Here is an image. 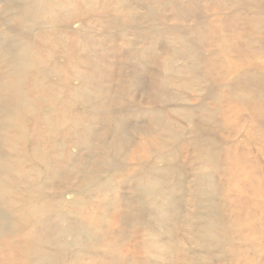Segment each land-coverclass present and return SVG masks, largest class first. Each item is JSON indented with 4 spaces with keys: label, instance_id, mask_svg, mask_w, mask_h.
<instances>
[{
    "label": "bare ground",
    "instance_id": "6f19581e",
    "mask_svg": "<svg viewBox=\"0 0 264 264\" xmlns=\"http://www.w3.org/2000/svg\"><path fill=\"white\" fill-rule=\"evenodd\" d=\"M14 1L12 0L11 2L10 0H6V2H4L5 6H14L15 4H17V7H13L11 10H5L4 15L5 17L8 16L10 20H6L7 22L3 25V27L7 26L8 29L6 28L7 30L0 35V64L1 66L4 65V69L2 71L0 70V264H68L67 259H69L70 257H73V262L78 260L84 261L88 259L94 260V258H100L103 264H128V260L126 259L128 256L126 257L125 253L120 250L119 243L117 242V238L123 236L122 228L124 226H128V221L131 222V224L134 223L136 226L142 228L144 232V234L142 235L143 244L146 249V254L144 257V259L146 260L144 264H172V261H174V257H176V254H180V258L184 260V264H264V61H262L257 68L242 71L241 69H235L233 67L231 59L229 57L220 58L221 54L220 57L216 54L217 57H219V59L222 61L221 65H223L226 70L228 69L227 74L229 75V78L225 82H223L224 85L221 87L220 94L218 95L216 92L217 95H215L213 88L204 86L205 84H202L201 78L203 76L198 77L197 75L198 70H201L204 65L202 66L199 61L200 55H197L199 52L197 50L198 47H196L198 45L196 41H190L188 39L186 40L184 39V36H182L183 38L180 37L176 40V42H174L175 53H173L174 55H172V58L163 54L165 57H169L172 59V63H169L170 66H166V74L164 75L163 73H161L162 76H165L163 77L164 81L163 83H161V85L166 87V89H169V87H176L177 89L179 88L180 90L182 89L186 92H192L193 94L197 95L198 100L203 99L204 101V98L206 96L214 99L215 101H213L216 103L220 101L222 102L223 100H227V102L232 100L233 102H238L241 105L245 104V106H247L245 110L246 113L251 117L252 122L250 123L246 135H243L245 137V141H242L244 147L240 149L241 151L239 156L237 155L238 157L234 156L231 153L233 155V158L231 159L232 161L230 162L231 164L227 162L230 165H235L234 169L228 171L231 172L230 174H232L234 177V179L232 180H235V186L234 182H232L230 185H227L226 188V185L221 186V184H219L213 178L212 174L217 172H215V169L219 166V164H221V162L223 163L225 159L223 158L224 155L216 153L219 151V149H217L218 151L212 150L214 147H216V144H218L217 140H214L212 137V139L210 138V140L207 139L208 141H205V146L199 145L195 149V157L194 155L193 157L196 159L197 166L199 165V168L193 169V180H191L190 182V188L188 187L189 182L186 185L184 183L185 179L183 180L182 178V174L187 173V171L184 172L185 169L182 170L183 173H179L180 175L178 177L180 179L178 178L179 180L176 183H173L172 181L173 175L181 171V167H183H179V160H168L170 156L168 158H164L165 156H160V154H162L161 152L158 154V157L157 155L155 157L158 158V162L161 161L160 163L163 166H153L151 162L152 160L150 158L149 159L151 161L147 160V155L151 152V149L148 146L143 147L144 149L142 148L143 150L137 154V172H133L132 178H129L131 176L124 174L123 171H120L118 169L119 167H117L116 165L118 162L116 163V160H113V158L108 160V163L106 164L108 167L107 169L99 166L91 168V163H87V161H76V158L80 156L79 154L82 151L92 150V139L94 137H97L94 134L97 133L95 132V125L92 123H86L85 121L83 122L82 120L84 119L80 118L81 112L79 109H82L83 114L88 111V107H92L94 110H96L95 107L98 108V106L109 108L112 104V101H115V99H113V96L111 97L109 93H104V91H102L99 87L97 78L99 80L98 73L101 74V72L99 70L92 72L90 70V66H88L87 64V61H91L88 56H90L93 51H91L90 48V39L86 36H83V31L86 29L84 25L85 22L80 23V27L78 26L79 29L76 30L77 38L75 39L77 51L75 52L77 53L72 54L71 52L74 51H69V36H66L65 34L70 32V26L73 23H77L76 19L79 16L80 6L85 8L88 16L93 15V13L98 9L97 6L101 2V0ZM128 1L109 0L110 3L106 9L107 11H114L117 13H124V10H127V16L130 19H134V17H136V13L134 8L131 7L133 4L129 5L130 3H128ZM253 1L260 8H264V0ZM165 4L162 3V8H164L163 6ZM0 6H2L1 3ZM192 6L193 4L190 5V7ZM98 7H100V5ZM152 7H154V5ZM198 7L199 4L197 6V9ZM178 8L177 10H179ZM164 11L166 13V10ZM182 11L184 12V8ZM223 11H221V13ZM146 12L152 16L150 10ZM194 12L193 14L196 13ZM140 13L142 14V12ZM180 13L179 15H181ZM181 16L183 17V15ZM181 16H179V18H181ZM90 19L91 18H89V20ZM193 19L195 20L196 18ZM152 21H154V19ZM216 22L217 21H215V23ZM226 22L227 21H225V23ZM105 24H107V22ZM223 27L225 28V26ZM213 28L215 29L216 26H214ZM251 28H253V34H255L256 39L264 45V15H258L254 17V19L252 20ZM197 30L195 31V33L197 32ZM103 31L105 32V30ZM181 34L182 32L180 33V35ZM63 35H65V38L63 37ZM160 35H162V33ZM214 39L216 40V38ZM201 40L203 41V38H201ZM215 40H213V43ZM217 41L215 43H217ZM229 42L231 41L229 40ZM218 44L225 48V46H228L229 43H227L223 39L220 40ZM101 45L98 46L100 47ZM202 45V47H204V43ZM226 49L227 48H225V51ZM156 56L159 57L160 54L157 53V55L155 54V58ZM148 57L150 58V55ZM86 58L89 60H86ZM169 58L167 62H169ZM238 58L239 57H237V59ZM155 61H158V59ZM160 61L161 60H159V62ZM179 61H182L183 64L180 65L178 63ZM211 61L212 59L210 60V62ZM212 63L216 65L214 62ZM213 64L212 67H214ZM107 67L110 66L107 65ZM209 67L207 66V68ZM0 69L2 68L0 67ZM208 71L209 70H207V72ZM106 75L105 77H107L109 74L107 76ZM123 76L124 75L122 74V78ZM222 77L223 76H221V78ZM52 80L53 83L55 82V84L51 83ZM161 80L162 79H160V82H162ZM132 83L134 84L136 82L134 81ZM164 87L162 90L160 89L163 92L166 90H164ZM129 91L130 89L128 90V92ZM142 95H144V93ZM182 98L183 96L181 97V99ZM152 99L154 100V98ZM166 99L164 98V100ZM172 100L174 101L175 99ZM162 101L163 99L161 100V102ZM173 101H171V103ZM166 102L167 101L163 102V104L165 103L166 105L168 103ZM177 102L178 101H176L175 103ZM185 103L186 102H184V104ZM173 106H175V104ZM187 106L188 105H186V107ZM186 107H184L183 109H185ZM239 107L237 109H239ZM210 108L207 109L203 104L199 105V107L197 108L198 112H200L199 114L201 115L200 118H198L200 120L197 121L199 125L192 126V133H194L196 137L194 139L192 137L191 138L192 140L197 141L198 144L200 142V139L204 135V130L207 129V127H214V110L211 111ZM160 109L162 110V108ZM106 112H108L109 114L111 113L107 109ZM168 112L166 111V113ZM192 113L195 112L192 111ZM143 114H145L144 111ZM174 115L175 113L173 114V116ZM154 116L156 120H159L157 115ZM95 117L97 116L95 115ZM106 117L107 116H105V118ZM176 117L178 116L176 115ZM191 120H194V118ZM185 121H187V118ZM161 122H163L162 119ZM235 122L232 126H235ZM110 123L112 124V126L108 127L106 132L113 130V126L116 123V128H119V130L123 127L124 124L113 120ZM158 123L160 122H157L156 125H158ZM100 124L102 125V123ZM103 125H105V123ZM238 125L236 126L237 129ZM160 126L162 129V125ZM105 127H107V125ZM150 130L148 132H150ZM120 132H122V130H120ZM181 132L183 133V131ZM210 132L208 130L206 134ZM239 132H241V130ZM239 132H237V134ZM151 134H153V132ZM122 135L123 140H126L127 138L124 136V134ZM144 136L147 135L144 134ZM165 136L166 135L164 134L163 140ZM210 136L212 135L210 134ZM153 139H155V137ZM226 139L227 138H225V140ZM120 140V142L114 141L116 142L115 146L117 147L116 149L114 148L116 152L124 153V155L126 154V157H128L129 155L131 156V154L129 153L130 149L126 150V146H124V143L122 142L123 140ZM141 141L144 140L142 139ZM102 142H100V144ZM161 143L162 141L160 142L158 139L154 141L155 145L159 144L162 147ZM154 144L152 145L155 146ZM102 148H100V150ZM226 148L224 150H226ZM179 151H181V148ZM183 155H181V157ZM229 157L231 156L229 155ZM92 159L90 157L91 161ZM125 159L127 160V158ZM188 159L189 157L187 158V160ZM157 161L155 162L156 164H158ZM186 162L188 163V161ZM188 165H190V163ZM226 166L228 167L227 164ZM128 167L130 168V166ZM191 167L193 168V166ZM64 169H66L67 171L66 174L63 173ZM132 169H130V172L132 171ZM124 172L126 173L127 170H124ZM218 172L220 174L221 171L218 170ZM242 172L244 177L241 178L240 176ZM73 176L78 177H76L75 179V177ZM189 178L187 179L189 180ZM131 179H135V186L133 190L136 194V197L132 200H130V198L127 199L125 195H120V199H117L118 197L115 198L116 194L113 192V188H115L114 185ZM70 197H72L73 199L69 200L68 198ZM179 200H181L180 202L186 201V204L184 202L183 203L186 206L187 204H190L191 209L193 210L189 215H184L186 219H189L188 224L186 225V231L189 232L190 237L187 238L185 236V238L183 239L184 235L182 234L183 237L181 238V240L180 238L178 240L181 242L180 244H182V241L184 243L186 242V244L188 242L190 244H195L197 246L196 248H198L197 252H193V250L191 251L189 249H176L175 246L172 247L171 245V243L173 244V241L171 240V233L173 232V230L170 225L173 222L174 223L172 226L176 225V220L179 216L180 210L175 207V205L179 202ZM184 213L185 212H183V214ZM7 222L9 223L8 225H6ZM126 229L129 230V226L126 227ZM178 229L180 228L178 227ZM138 231L141 230L139 229ZM137 235L138 234L136 233V236ZM165 235H167L168 237L166 238ZM137 237L139 239L140 236ZM138 241L139 240L135 242L138 243ZM215 255L216 257L217 255L218 257L220 256V258H216ZM137 259H135L134 261H137ZM136 264L138 263L136 262Z\"/></svg>",
    "mask_w": 264,
    "mask_h": 264
},
{
    "label": "rangeland",
    "instance_id": "374dc122",
    "mask_svg": "<svg viewBox=\"0 0 264 264\" xmlns=\"http://www.w3.org/2000/svg\"><path fill=\"white\" fill-rule=\"evenodd\" d=\"M8 1V0H7ZM12 2V0H10ZM14 1V0H13ZM16 1V0H15ZM14 1V2H15ZM104 1V3H103ZM128 1V0H127ZM142 1V2H141ZM153 1V2H152ZM161 1V2H160ZM181 1V2H180ZM185 1V2H182ZM190 1V2H189ZM130 0L128 1V3H130L129 5L133 4L131 7L134 8L135 13H136V17H134V19H130L127 16L126 12L127 10H124V13H117L114 11H107V6L109 5V0H101V2L98 4V6L100 5V7L97 6V10L93 13V15H89L88 13L85 11V8L80 6L79 9V16L78 18L80 19H76L77 23H73L70 26V32L65 34L66 36H69V41H70V45L68 46L69 51H74L71 52L72 54H75L77 52V46H76V39L77 38V34H76V30L79 29L80 27V23L85 22L84 25L86 27V29L83 31V36H86L90 39L91 43H90V48L92 54L90 56H88V58L91 61H87L88 66H90V70L92 72H95L97 70H99L101 72L98 73V77L99 80L97 78V83L99 84V87L101 88L102 91H104V93H109V95L112 97L113 99H115V101H112V104L109 108L107 107H101L98 106L95 107L96 110H94L92 107H88V115L87 112L82 114V109L80 108V118L84 119L82 120L83 122L85 121L86 123H92L95 125V132L94 133L95 136L91 141H92V150L91 151H82L76 158L77 162H86L87 163H91L90 167H103L104 169H107V163L108 160L113 158V160H116V165L117 167H119L118 169L120 171H123L124 174L131 176L129 178H132L133 176V172H137V163H136V159H137V154L140 153V151H142L145 146L150 147L151 149V154L149 153L147 156V160H150L153 164V166L156 167H160L163 166L160 162H158V154L162 152V154H160V156L164 157V158H168L169 159H173L174 161H178L179 160V167H181V171H179L177 174L173 175L172 181L173 183H176L180 178L178 177L180 174V172L183 173L182 170L185 169L184 172L187 171V173H181L182 174V178L184 180V183L187 185L188 182V187L190 188L191 184V180H193V169H197L199 168V165L197 166V162L196 159L194 158L195 155V149L197 146H205L206 142L210 140V138L212 137L214 140H217L216 147H214L212 150L213 151H218L217 149H219L218 152L216 153H220L221 155H224L223 158L225 159L224 162L221 164H219V166L217 167L220 172H218L217 168L215 169L216 173L212 174L213 178L219 183L221 184V186L226 185L225 187L227 188V185H230L232 182H234V186H235V180L233 181L232 179H234L233 175L230 174L232 169H234L233 164L230 165L231 163V159L233 158V155L238 157L240 154V149H242L244 147V144L242 143V141H245V137L243 135H246V132L250 126V123L252 122L251 117L246 113V108L247 106H245V104H240L238 102H233L232 100L227 102V100H223L222 102H214L215 100L209 97L204 98L202 100H198L197 99V95L193 94L192 92H186L184 90H180L179 88L177 89L176 87H169V89H166V87L162 86L161 83H163L165 76H162L161 73H163L164 75L166 74L167 71V67H169V63L171 64V58L172 55H174V42H176V40L182 36H184V39H188L190 41H196V43L198 44L196 47H198V54L200 55V63L203 66L201 68V70H198V77H202L201 78V82L202 84H205L204 86H209L211 88H213L214 90V94L215 95H219L220 91H221V87L224 85L223 82H225L228 78L229 75L227 74V70L223 67V65H221L222 61L219 59L220 54L221 57H229L231 59V63L233 65V67L236 69H241L243 70H248V69H254L257 68L259 66V64L264 61V45L263 43L259 42L256 39L255 34H253V28L252 27V20L254 19V17L261 15H264V8H260L259 6H257L255 4V2L253 0ZM215 1V2H214ZM222 1V3H221ZM227 3L225 4L224 3ZM4 2H6V0H0V3L2 6H0V20H1V28H0V35L6 31L8 28L7 26H4V24H6V20H10L9 17H5L4 13L5 10H11L13 7H17L15 4L14 6L10 5V6H5ZM13 2V3H14ZM157 2V3H155ZM166 2V4H165ZM179 2V3H178ZM197 2V3H196ZM208 2V3H207ZM211 2V3H210ZM214 2V5H213ZM137 3V4H135ZM161 3V4H160ZM162 3L165 4L162 8ZM173 3V4H171ZM181 3V4H180ZM184 3V4H183ZM186 3V4H185ZM192 7H190V5H192ZM105 4V5H104ZM135 4V5H134ZM142 4V5H141ZM159 4V5H158ZM197 4V5H195ZM199 4V7L197 9V6ZM208 4V5H207ZM219 6L222 5V6ZM105 8H104V6ZM137 5V6H136ZM140 5V6H139ZM154 5V7H152ZM156 5V6H155ZM161 5V6H160ZM173 5V6H170ZM184 5V6H183ZM229 5V6H228ZM139 6V8H138ZM144 6V7H143ZM146 6V7H145ZM159 6V7H158ZM182 6V7H180ZM187 6V7H186ZM216 6V7H215ZM227 6V7H224ZM102 7V9H101ZM141 7V8H140ZM157 7V8H155ZM173 7V8H171ZM179 7V8H178ZM190 7V8H189ZM196 7V8H195ZM206 7V8H205ZM148 8V9H147ZM162 8V10H161ZM167 8V9H166ZM169 8V10H168ZM177 8L179 10H177ZM184 8V12L182 11ZM186 8V9H185ZM218 8V9H217ZM226 8V9H225ZM101 9V10H100ZM174 12H173V10ZM190 9H195V10H190ZM202 9V10H201ZM205 9V10H204ZM225 9V10H224ZM229 9V10H228ZM84 10V11H83ZM144 10V11H143ZM150 10V13L152 14V16L150 14H148L146 11ZM153 10V11H152ZM157 10V11H155ZM166 10V13L165 11ZM198 12H197V11ZM209 10V11H208ZM224 10V11H223ZM83 11V12H82ZM103 11V12H102ZM138 11V12H136ZM160 11V12H159ZM164 11V12H163ZM182 11V12H181ZM188 11V12H187ZM191 11V12H190ZM195 14H193V12ZM220 13H219V12ZM221 11H223L221 13ZM85 12V13H84ZM110 14H109V13ZM114 12V13H113ZM142 12V14L140 13ZM159 12V13H158ZM181 12V13H180ZM209 12V13H208ZM227 12V13H225ZM99 13V14H98ZM162 13V14H161ZM164 13V14H163ZM179 13L181 15H183V17L181 15H179ZM183 13V14H182ZM192 13V14H191ZM199 13V14H198ZM206 13V14H205ZM96 14V15H95ZM113 14V15H112ZM115 14V15H114ZM117 14V15H116ZM122 14V15H121ZM147 14V15H145ZM154 14V15H153ZM4 15V17H3ZM86 15V16H85ZM104 15V16H103ZM125 20H124V17ZM142 15V16H141ZM150 15V16H149ZM162 15V16H161ZM181 16V18H179V16ZM191 15V16H190ZM207 15V16H206ZM209 15V16H208ZM228 15V17H227ZM85 16V17H84ZM94 16V17H93ZM101 16V17H100ZM121 16V17H120ZM139 16V17H138ZM145 16V17H144ZM177 16V17H176ZM189 19H187L186 18ZM200 18H199V17ZM205 16V17H204ZM142 19H141V18ZM151 17V18H150ZM158 17V18H156ZM167 17V19H166ZM190 17V18H189ZM227 17V18H226ZM6 18V19H5ZM89 18H91L89 20ZM99 18V19H98ZM102 18V19H101ZM137 18V19H136ZM150 18V19H149ZM175 18V19H174ZM184 18V19H183ZM193 18H196L195 20ZM200 20H199V19ZM221 18V19H220ZM83 19V20H82ZM108 19V20H107ZM122 19V20H121ZM128 19V20H127ZM149 19V20H148ZM154 19V21H152ZM178 19V20H177ZM181 19V20H180ZM186 19V20H185ZM134 20V21H133ZM136 20V21H135ZM184 20V21H183ZM194 20V21H193ZM209 20V22H208ZM96 21V24H95ZM122 21V22H121ZM152 21V22H150ZM158 21V22H157ZM167 21V22H166ZM180 21V22H179ZM191 21V22H190ZM197 21V22H196ZM215 21H217L215 23ZM225 21H227L225 23ZM107 22V24H105ZM111 22V23H110ZM127 22V23H126ZM136 22V23H135ZM182 22V23H181ZM212 24H211V23ZM230 22V23H229ZM79 23V24H78ZM102 23V24H101ZM152 23V24H151ZM180 23V24H179ZM196 23V24H195ZM225 23V24H224ZM229 23V24H227ZM64 24V23H63ZM91 24V25H90ZM207 24V25H206ZM211 24V25H210ZM216 24V25H214ZM100 25V26H99ZM114 25V26H113ZM152 25V26H151ZM170 27H168V26ZM174 25V26H173ZM179 25V26H178ZM79 26V27H78ZM112 26V27H111ZM161 26V27H159ZM173 26V27H172ZM181 26V27H180ZM203 26V27H201ZM207 29H206V27ZM216 26L215 30L213 27ZM218 26V27H217ZM225 26V28L223 27ZM78 27V28H77ZM94 27V28H93ZM102 27V28H101ZM107 27V28H106ZM122 27V29H121ZM153 27V28H150ZM225 30H223L222 28ZM7 28V29H6ZM89 28V29H87ZM101 28V29H99ZM113 28V29H112ZM119 28V29H118ZM173 28V29H172ZM182 28V29H181ZM200 28V30H199ZM73 29V30H72ZM92 29V30H91ZM96 29V30H95ZM150 29V31H149ZM182 31H181V30ZM198 29V30H197ZM211 29V30H210ZM221 29V30H220ZM92 32H91V31ZM105 30V32L103 31ZM113 30V31H112ZM116 30V32H115ZM197 30V32L195 33V31ZM213 30V31H212ZM228 30V31H227ZM94 31V32H93ZM103 31V32H102ZM107 31V33H106ZM129 31V32H128ZM155 31V32H154ZM157 31V33H156ZM174 31V33H173ZM203 33H202V32ZM221 31V32H220ZM223 31V32H222ZM12 32V31H11ZM85 32V33H84ZM109 32V33H108ZM111 32V33H110ZM128 32V33H127ZM162 35H160L161 33ZM182 32V34L180 35V33ZM199 32V33H198ZM201 32V33H200ZM75 33V35H74ZM114 33V34H113ZM123 33V34H122ZM149 33V34H148ZM154 33V34H153ZM225 33V34H224ZM230 33V34H229ZM170 34V35H169ZM177 34V35H176ZM185 34V35H183ZM189 34V35H188ZM216 36H215V35ZM63 35V37L65 36ZM94 35V36H93ZM127 35V36H126ZM158 35V36H156ZM167 35V36H166ZM169 35V37H168ZM204 35V36H203ZM220 35V36H219ZM73 36V37H72ZM100 36V38H99ZM110 36V37H109ZM125 36V37H124ZM177 36V37H175ZM189 36V37H187ZM202 36V37H201ZM207 36V38H206ZM215 36V37H214ZM226 36V37H225ZM187 37V38H186ZM205 37V38H204ZM213 37V38H212ZM230 37V38H229ZM65 38V37H64ZM167 38V39H166ZM171 38V39H168ZM183 38V37H182ZM201 38H203V41L201 40ZM210 38V39H209ZM212 38V40H211ZM216 38V40L214 39ZM220 40H225L227 43L231 44L228 46H225V48L220 46L219 43V39ZM222 38V39H221ZM227 38V40H226ZM71 39V40H70ZM173 39V40H172ZM199 39V40H198ZM75 40V41H74ZM99 40V41H98ZM103 40V41H101ZM170 40V41H169ZM210 40V41H209ZM213 40L214 43H213ZM219 40V41H217ZM229 40L231 42H229ZM94 41V42H93ZM165 41V42H164ZM200 41V42H198ZM209 41V42H208ZM217 41V43H215ZM74 42V43H73ZM102 42V43H100ZM100 43V44H98ZM159 43V44H158ZM172 43V45H171ZM200 43H204V47H202L203 45ZM212 43V44H211ZM74 44V46H73ZM102 44V45H101ZM217 44V45H216ZM72 45V46H71ZM98 45H101L100 47ZM209 45V46H208ZM213 45V46H212ZM215 45V46H214ZM219 45V46H218ZM232 46V47H231ZM73 47V48H72ZM213 47V49H212ZM234 47V48H233ZM152 48V49H151ZM159 48V49H158ZM165 48V49H164ZM206 48V49H205ZM222 48V49H219ZM224 48V49H223ZM93 49V50H92ZM97 49V50H96ZM162 49V50H161ZM231 49V50H230ZM95 50V51H94ZM157 50V51H156ZM225 52H223V51ZM109 51V53H108ZM169 51V52H168ZM213 51V52H212ZM216 51V52H215ZM219 51V52H218ZM221 51V53H220ZM95 52V55H94ZM104 52V53H103ZM171 52V53H170ZM227 52V53H226ZM243 52V53H242ZM141 53V54H140ZM151 53V54H150ZM160 54V58L158 56H156L155 58V54L157 55ZM204 53V54H203ZM230 53V55H229ZM241 53V54H240ZM108 54V55H107ZM111 54V55H110ZM154 54V55H153ZM166 56H170L169 57H165ZM219 57H217V55ZM226 54V55H224ZM235 54V55H233ZM245 54V55H244ZM99 58H98V56ZM150 55V58L148 57ZM152 55V56H151ZM163 55V56H162ZM205 57H204V56ZM239 55V56H238ZM244 55V56H243ZM95 56V57H94ZM162 56V57H161ZM234 56V57H233ZM237 57H239L237 59ZM242 57V58H241ZM162 58V59H161ZM169 58V62L168 61ZM86 58V60H89ZM101 59V60H99ZM103 59V60H102ZM153 59V60H152ZM158 61H155L157 60ZM204 59V60H203ZM207 61H206V60ZM212 59V61L210 62V60ZM214 59V61H213ZM240 59V60H239ZM247 59V60H246ZM0 60H1V56H0ZM94 60V61H93ZM159 60H161L159 62ZM209 60V62H208ZM99 61V62H98ZM103 61V62H102ZM249 61V62H248ZM107 62V63H106ZM162 62V63H161ZM208 62V63H207ZM212 62H214L217 66L221 65V66H216L214 65ZM92 63V64H91ZM96 63V64H95ZM100 63V66H99ZM105 63V64H104ZM116 63V64H115ZM156 63V64H155ZM180 65H182V61L178 62ZM207 63V64H206ZM210 63V65H209ZM214 67H212V64ZM91 64V65H90ZM94 64V65H93ZM161 64V65H160ZM163 64V65H162ZM165 64V65H164ZM168 64V65H167ZM248 64V65H247ZM252 64V65H251ZM3 65V64H2ZM96 65V66H95ZM110 66V67H107ZM117 65V66H115ZM159 66V67H158ZM167 66V67H166ZM207 66L209 68H207ZM245 66V67H244ZM0 67L2 69H0L1 71L4 69V65ZM94 67V69H93ZM96 67V68H95ZM221 67V68H219ZM102 68V69H101ZM104 68V69H103ZM106 68V69H105ZM111 68V69H110ZM161 71H159L158 70ZM225 69V70H224ZM105 70V71H104ZM155 70V71H154ZM207 70H209L207 72ZM211 70V71H210ZM221 70V71H220ZM104 71V72H103ZM110 71V72H107ZM113 71V72H112ZM159 71V72H158ZM204 73H203V72ZM103 72V73H102ZM130 72V73H129ZM210 72V73H209ZM214 72V73H212ZM97 73V72H96ZM108 75H106V74ZM186 73V72H185ZM218 73V74H217ZM224 73V74H223ZM103 74V75H102ZM107 77H105V75ZM122 74L124 75L122 78ZM130 74V75H129ZM160 74V76H159ZM187 74V73H186ZM118 75V76H117ZM129 75V76H128ZM209 75V77H208ZM212 75V76H211ZM214 75V76H213ZM120 76V79H119ZM128 76V77H126ZM158 76V77H157ZM216 76V77H215ZM221 76H223L222 79ZM227 76V77H226ZM113 77V78H112ZM134 77V78H133ZM218 77V78H217ZM122 78V79H121ZM127 78V80H126ZM151 78V79H150ZM156 78V80H155ZM113 81H112V80ZM130 79V80H129ZM133 79V80H132ZM135 79V80H134ZM160 79H162L160 82ZM205 79V80H204ZM101 80V81H100ZM105 80V81H104ZM115 80V81H114ZM126 80V81H125ZM129 80V81H128ZM151 80V81H150ZM155 82H154V81ZM159 80V81H158ZM215 80V81H214ZM223 80V81H222ZM103 81V82H102ZM122 83H120V82ZM136 82V83H132V82ZM207 81V82H206ZM218 84H217V82ZM102 85H101V83ZM119 82V83H118ZM126 82V83H125ZM160 82V83H159ZM204 82V83H203ZM51 83H53V80L51 81ZM105 83V84H104ZM115 83V84H114ZM208 83V84H207ZM220 83V84H219ZM55 84V82L53 83ZM107 84V85H106ZM141 84V85H140ZM112 85V86H111ZM114 85V86H113ZM122 85V86H121ZM124 85V86H123ZM133 85V86H132ZM138 85V86H137ZM159 87H158V86ZM102 86V87H101ZM105 88H104V87ZM117 86V87H116ZM128 86V87H127ZM135 86V88H134ZM162 86V88H161ZM110 87V88H109ZM115 87V88H114ZM141 87V88H140ZM152 87V88H151ZM155 87V88H154ZM158 87V88H157ZM164 87V92L161 91ZM125 88V89H124ZM113 89V90H112ZM130 89V91L128 92V90ZM138 89V90H137ZM161 89V90H160ZM176 89V90H175ZM108 90V91H107ZM118 90V91H117ZM150 90V91H149ZM158 90V91H157ZM114 91V92H113ZM125 91V92H124ZM155 91H156V95H155ZM184 91V92H183ZM116 92V94H115ZM118 92V94H117ZM122 92V93H120ZM144 95H142L143 93ZM159 92V93H158ZM178 92V93H176ZM217 92V94H216ZM106 93V94H107ZM120 93V95H119ZM180 93V96H179ZM171 94V95H170ZM162 95V96H161ZM185 95V96H184ZM187 95V96H186ZM130 96V98H129ZM145 96V97H144ZM167 99L164 100V98ZM169 96V97H168ZM183 96L182 99H184L185 97V101L181 99V97ZM228 96V94H227ZM120 97V99H119ZM196 97V98H195ZM144 98V99H143ZM149 98V99H147ZM154 98V100L152 99ZM159 98V99H156ZM180 101H179V99ZM196 100H194V99ZM163 99V101L161 102V100ZM172 99H175L174 101ZM188 99V100H186ZM193 100V101H192ZM214 100V101H213ZM123 101V102H122ZM148 101V102H147ZM167 101L166 105L165 103L163 104V102ZM171 101H173L171 103ZM176 101H178L177 103H175ZM191 101V102H190ZM213 101V102H212ZM158 102V103H157ZM184 102H186L184 104ZM192 104H190V103ZM194 102V105H193ZM209 102V104H208ZM227 102V103H226ZM114 103V104H113ZM157 103V104H156ZM189 103V104H187ZM216 103V105H215ZM221 103V104H220ZM229 103V104H228ZM238 103V104H237ZM132 104V105H131ZM162 104V105H161ZM175 104V106H173ZM180 104V106H179ZM182 104V105H181ZM203 104L204 106H206L207 109H211V111L214 112L213 114V118H214V127H210L204 130V135L203 137L200 139V142L198 144L197 141L192 140V138L194 139L196 137V135L194 133H192V126L193 125H199V123L197 121H199L200 119V112H198L197 108L199 107V105ZM226 104V105H225ZM147 105V106H146ZM178 105V106H176ZM186 105H188L186 107ZM197 105V106H196ZM229 105V106H228ZM236 105V106H235ZM169 106V107H168ZM186 107L185 109H183L184 107ZM225 106V107H224ZM239 109H237L238 107ZM116 107V108H115ZM168 109H167V108ZM213 107V108H212ZM220 107V108H219ZM115 108V110H114ZM142 108V109H139ZM146 108V109H145ZM149 108V109H148ZM162 108V110L160 109ZM166 108V109H165ZM194 108V109H192ZM223 108V109H221ZM230 108V109H229ZM235 108V109H234ZM243 108V109H242ZM102 111H101V110ZM105 109V110H104ZM106 109L109 110V112H111L110 114L108 112H106ZM114 111H113V110ZM128 109V110H127ZM187 109V111H186ZM196 109V111H195ZM233 109V110H231ZM242 109V110H241ZM99 110V111H97ZM140 110V111H139ZM149 110V111H148ZM157 110V111H155ZM169 112L166 113V111ZM174 110V111H172ZM195 113H192V111ZM224 110V111H223ZM240 112H239V111ZM1 111V110H0ZM113 111V112H112ZM117 111V112H115ZM143 111L145 114H143ZM148 111V112H147ZM163 111V112H162ZM182 111V112H181ZM191 111V112H190ZM223 111V113H222ZM245 111V112H244ZM94 112V113H93ZM103 112V113H101ZM150 112V114H149ZM171 112V113H170ZM187 115H186V113ZM190 114H189V113ZM97 113V114H96ZM105 113V114H104ZM113 113V114H112ZM153 113V114H152ZM175 113V115L173 116V114ZM180 113V114H179ZM218 113V114H217ZM222 116H221V114ZM228 113V115H227ZM90 114V115H89ZM102 114V115H101ZM109 114V115H107ZM195 114V115H194ZM218 116H217V115ZM220 114V115H219ZM224 114V115H223ZM95 115L97 117H95ZM157 115L159 120L155 119V116ZM169 115V116H168ZM176 115L178 117H176ZM182 115V116H181ZM234 115V116H233ZM105 116H107L105 118ZM153 116V117H152ZM193 116V117H192ZM84 117V118H83ZM94 117V120H93ZM103 117V118H102ZM112 117V118H111ZM150 117V118H149ZM175 117V118H174ZM185 117V118H184ZM197 117V118H196ZM221 117V118H220ZM231 117V118H230ZM235 117V118H234ZM240 117V118H239ZM248 117V118H247ZM97 118V119H96ZM109 118V119H108ZM153 118V120H152ZM163 122H161V119ZM187 118V121H185ZM194 120H191L193 119ZM220 118V119H219ZM223 118V119H222ZM244 118V119H243ZM88 119V120H87ZM92 119V120H91ZM99 119V121H98ZM166 119V120H165ZM178 119V120H177ZM189 119V120H188ZM218 119V120H217ZM229 119V120H228ZM118 121L123 124V127L120 128V130H122V132H120L119 128H116L117 123L114 124L113 126V130L106 132V130L108 129V127H111L112 124L110 123L111 121ZM165 120V123H164ZM248 120V121H247ZM250 120V121H249ZM102 121V122H101ZM154 123H153V122ZM193 121V122H192ZM225 121V122H223ZM228 121V122H226ZM235 122V126L234 122ZM245 121V122H244ZM98 122V123H97ZM154 125H152L151 123ZM157 122H160L157 124ZM177 122V123H176ZM219 122V123H218ZM232 122V123H231ZM247 122V123H246ZM102 123V125L100 124ZM105 123V125H103ZM115 123V122H114ZM169 123V124H168ZM190 123V126H189ZM246 123V124H245ZM167 124V125H166ZM177 124V125H176ZM224 124V125H223ZM240 124V125H238ZM244 124H245V128H244ZM97 125V126H96ZM107 125V127H105ZM128 125V127H127ZM151 125V126H150ZM162 125V129L161 126ZM166 125V126H165ZM176 125V126H175ZM223 125V126H222ZM227 125V126H225ZM238 125V129L237 126ZM150 126V128H149ZM156 126V129H155ZM164 126V127H163ZM168 126V127H167ZM172 126V127H171ZM178 126V127H177ZM185 126V127H184ZM188 126V127H187ZM243 126V127H242ZM98 127V128H97ZM101 127V128H100ZM167 127V128H166ZM190 127V128H189ZM224 127V128H223ZM240 127V128H239ZM106 128V129H105ZM115 128V129H114ZM149 128V129H148ZM159 128V129H158ZM180 132H178L176 129ZM185 128V129H184ZM217 128V129H216ZM243 128V129H242ZM127 129V130H126ZM151 129V130H150ZM153 129V130H152ZM190 129V130H189ZM228 129V130H226ZM230 129V130H229ZM139 130V131H138ZM150 130V132L153 134H151L150 132H148ZM185 130V131H184ZM187 130V131H186ZM210 133H207L206 132ZM218 130V131H217ZM236 132H234V131ZM238 130V131H237ZM241 130V132H239ZM124 131V132H123ZM142 131V132H141ZM147 131V132H146ZM155 131V132H154ZM166 131V132H165ZM175 131V132H174ZM183 131V133L181 132ZM217 131V132H216ZM110 132V133H109ZM118 132V133H117ZM120 132V133H119ZM174 132V133H173ZM189 132V133H188ZM237 132H239L237 134ZM155 133V134H154ZM168 133V134H167ZM185 133V134H184ZM127 138L126 140H123V135ZM143 134V135H142ZM147 135V136H144ZM159 134V135H158ZM166 135L164 137L163 140V135ZM171 134V135H169ZM193 134V135H192ZM210 134L212 136H210ZM214 134V135H213ZM222 134V135H221ZM236 134V135H234ZM100 137H99V136ZM179 135V138H178ZM187 135V136H186ZM191 135V136H190ZM103 136V137H102ZM159 136V137H158ZM162 136V137H160ZM176 136V137H175ZM183 136V137H182ZM208 136V137H207ZM210 136V137H209ZM243 136V137H242ZM147 137V138H146ZM155 137V139L153 138ZM157 137V138H156ZM168 137V139H167ZM172 137V138H171ZM181 137V138H180ZM190 137V138H189ZM192 137V138H191ZM215 137V138H214ZM217 137V139H216ZM243 139H242V138ZM146 138V139H145ZM160 138V139H159ZM166 138V139H165ZM211 138V139H212ZM221 138V139H220ZM225 138H227L225 140ZM233 138V139H232ZM241 138V139H240ZM107 139V140H106ZM122 139L123 141V145L126 146L125 149L129 150V153L131 154V156L129 155L128 157H126V154L124 155V153H117L116 152V142H120ZM131 139V140H130ZM144 141H141V140ZM158 139L160 142L162 141V147L157 144H154V141ZM171 139V140H169ZM186 139V140H184ZM189 139V140H188ZM208 139V140H207ZM95 140V141H94ZM101 140V141H98ZM129 140V141H128ZM134 140V141H133ZM151 140V141H150ZM169 140V141H168ZM225 140V141H224ZM228 140V141H227ZM103 141V142H102ZM106 141V142H105ZM116 141V142H114ZM134 143H133V142ZM147 141V142H146ZM172 141V143H171ZM178 141V142H177ZM190 141V142H189ZM193 141V142H192ZM204 141V143H203ZM220 141V142H219ZM241 141V142H240ZM100 142H102L100 144ZM136 142V143H135ZM163 142H167L166 144ZM176 144H175V143ZM182 144H181V143ZM188 146H187V144ZM196 142V144H195ZM223 142V143H222ZM229 142V143H228ZM241 144H240V143ZM114 143V144H113ZM132 143V144H131ZM146 143V144H144ZM169 143V144H168ZM192 143V144H191ZM202 143V145H201ZM94 144V145H93ZM106 144V145H105ZM121 144V143H120ZM128 144V145H127ZM152 144H154L155 146H153ZM186 144V145H184ZM194 144V145H193ZM230 144V145H229ZM237 144V145H236ZM240 144V145H238ZM104 145V146H102ZM132 147H131V146ZM143 145V146H142ZM159 145V146H158ZM177 145V146H176ZM184 145V147H183ZM191 145V146H190ZM229 145V146H228ZM142 146V147H141ZM173 146V147H172ZM181 146V147H180ZM195 146V147H194ZM238 146V148H237ZM94 147V148H93ZM103 147V148H102ZM140 147V148H136ZM155 147V148H154ZM168 147V149H167ZM193 147V148H192ZM223 147V148H222ZM228 149H227V148ZM241 147V148H240ZM100 148H102L100 150ZM105 148V149H104ZM115 148V149H114ZM143 148V149H142ZM162 148V149H160ZM181 148V151H179ZM184 150H183V149ZM194 152H193V150ZM226 148V150H224ZM232 148V149H231ZM157 149V150H156ZM160 149V150H159ZM164 149V151H163ZM222 149V150H221ZM159 150V151H158ZM173 150V151H172ZM183 150V151H182ZM234 152H233V151ZM239 150V151H238ZM103 151V152H102ZM179 151V152H178ZM223 153H222V152ZM114 152V153H113ZM137 152V153H136ZM156 152V154H155ZM158 152V153H157ZM169 152V153H167ZM178 152V154H177ZM182 152V153H181ZM185 152V154H184ZM227 152V153H226ZM230 154H229V153ZM117 153V154H116ZM133 153V154H132ZM172 153V154H171ZM175 155H174V154ZM181 153V154H180ZM193 153V154H192ZM233 155H232V154ZM172 157H171V155ZM184 154V155H183ZM99 155V156H98ZM134 155V156H133ZM157 155V157H155ZM181 155L183 156L181 157ZM194 155V157H193ZM227 155V156H226ZM229 155L231 157H229ZM238 155V156H237ZM117 156V157H116ZM124 156V157H122ZM167 156V157H166ZM176 156V157H174ZM192 156V157H190ZM90 157L92 159V161L90 160ZM189 157V159L187 160V158ZM127 158V160L125 159ZM130 158V159H128ZM150 158V159H149ZM182 158V160H181ZM192 158V159H191ZM132 159V160H131ZM129 160V161H128ZM155 160V161H154ZM167 160V159H165ZM181 160V161H180ZM184 160V161H183ZM90 161V162H89ZM103 163H102V162ZM157 161L158 164H156L155 162ZM188 161V163L186 162ZM193 163H192V162ZM230 164H228V163ZM95 163V164H94ZM177 163V162H176ZM190 163L191 166H193V168L188 165ZM193 165H192V164ZM195 163V164H194ZM156 164V165H155ZM186 164V165H185ZM226 164L228 165V168L226 166ZM121 167H120V166ZM126 165V166H125ZM134 165V166H133ZM160 165V166H159ZM196 165V166H195ZM230 165V166H229ZM130 166V168L128 167ZM195 166V167H194ZM135 167V168H134ZM185 167V168H184ZM133 168V169H132ZM183 168V169H182ZM189 170H188V169ZM191 168V170H190ZM226 168V169H225ZM130 169H132V171L130 172ZM229 169V170H228ZM124 170L127 172L125 173ZM64 174H66V169L63 170ZM192 171V172H191ZM244 172V171H243ZM243 172L241 173V178L244 177L243 176ZM230 174V175H229ZM135 175V173H134ZM192 175V176H191ZM218 180H217V177ZM223 175V176H222ZM231 177H229V176ZM186 176V177H185ZM78 177V176H73ZM191 179H190V178ZM216 177V178H215ZM227 177V178H226ZM179 178V179H178ZM189 178V180L187 179ZM231 181H230V180ZM187 180V181H186ZM221 180V181H220ZM230 182H229V181ZM127 181V182H126ZM125 182H120L118 184H115L113 188V192L116 194L115 198L120 199V197L123 195H125V197L130 198V200L134 199L136 197V194L133 190L134 186H135V179H131V180H126ZM175 181V182H174ZM228 181V182H227ZM187 182V183H186ZM227 182V184H226ZM123 184V185H122ZM127 184V185H125ZM131 187H130V186ZM129 187V188H128ZM54 189V188H53ZM133 190V191H132ZM233 190V187H232ZM54 191V190H53ZM132 192V193H131ZM120 193V194H119ZM119 194V195H118ZM121 195V196H120ZM233 195V193H232ZM130 196V197H129ZM69 200H72L73 198L70 197L68 198ZM186 199V198H185ZM181 200H179V202L175 205V207H177L180 210L179 216L176 220V225L172 226L173 223L170 225V227L172 228L173 232L171 233L172 238L171 240L173 241V244L171 243L172 247L175 246L176 249L181 248V250H185V249H189V250H193V252H197L196 248L197 246L195 244H190L189 242L186 244V242L184 243L182 241V244H180L181 242L178 240L180 238L183 237L182 234L184 235L183 239L185 238V236L187 238L190 237V234L187 230V224L189 219H186V214H190V212L193 210L191 209L190 204H186V201L180 202ZM234 201V200H231ZM189 205V206H188ZM183 212H185L183 214ZM148 214V213H147ZM185 215V216H184ZM182 218V219H181ZM176 219V218H175ZM187 220V223H186ZM179 222V223H178ZM185 222V224H184ZM128 226H129V230L126 229V227L128 226H124L122 228L123 230V236L117 238V242L119 243V247L120 250L125 253L126 255V259L128 260V264H136V262L138 264H144L145 260V246L143 244V238L142 235L144 234L142 228L136 226L134 223L131 224V222L128 221ZM178 223V224H177ZM9 223L7 222L6 225H8ZM131 225V226H130ZM138 227V228H137ZM178 227L180 229H178ZM134 228V229H133ZM126 229V230H125ZM133 229V231H132ZM141 231H138V230ZM137 230V231H135ZM181 230V231H180ZM134 234H132V233ZM141 234H140V233ZM136 233L138 234L137 236H140L139 239L136 236ZM178 235V236H177ZM135 240H134V238ZM165 237L167 238L168 236L165 235ZM121 238V239H120ZM175 242H174V239ZM123 239V242H122ZM133 240V242H132ZM138 241L135 242V241ZM179 241V242H178ZM136 243V244H135ZM133 246V247H132ZM138 246V247H137ZM143 246V247H142ZM142 247V248H141ZM144 253V255H143ZM176 257H174V261H172V264H184V260L181 259L180 254H176ZM216 257V255H215ZM132 258H139L137 259V261H134L135 259ZM216 258H220V256ZM215 258V259H216ZM73 257H70L69 259H67L68 264H103L102 260L100 258H94V260H78L73 262ZM179 259V260H177ZM101 261V262H100ZM217 261V260H216Z\"/></svg>",
    "mask_w": 264,
    "mask_h": 264
}]
</instances>
